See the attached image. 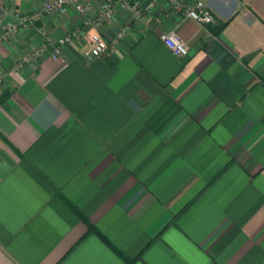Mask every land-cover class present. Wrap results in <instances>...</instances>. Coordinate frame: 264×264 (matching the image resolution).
<instances>
[{"label": "crops", "instance_id": "1", "mask_svg": "<svg viewBox=\"0 0 264 264\" xmlns=\"http://www.w3.org/2000/svg\"><path fill=\"white\" fill-rule=\"evenodd\" d=\"M135 1L143 15L116 9L99 34L127 32L92 61L83 34L10 71L80 29L73 10L0 44V264H264V0H204L206 29Z\"/></svg>", "mask_w": 264, "mask_h": 264}, {"label": "built area", "instance_id": "2", "mask_svg": "<svg viewBox=\"0 0 264 264\" xmlns=\"http://www.w3.org/2000/svg\"><path fill=\"white\" fill-rule=\"evenodd\" d=\"M151 3L162 15L165 13L180 20H190L205 29L216 22L214 14L204 0H151ZM116 9L128 14L133 20H138L143 15V10L135 0H100L96 12H93L92 0H44L39 10L31 13L2 10L0 12V44L19 31L33 26L44 15H63L73 10L82 17L80 29L66 32L54 44L46 40L21 56L11 66L10 71L18 72L24 67L33 66L45 53H48L53 61L59 60L65 47L77 38H82L83 34L87 35L84 58L92 61L102 57L108 50L116 48L127 32V27H123L109 42L99 34ZM8 17H12V21H6ZM89 30L94 32L89 34ZM42 35H46L45 32ZM160 40L173 55L179 57L187 55L185 43L175 33L163 34Z\"/></svg>", "mask_w": 264, "mask_h": 264}, {"label": "trees", "instance_id": "3", "mask_svg": "<svg viewBox=\"0 0 264 264\" xmlns=\"http://www.w3.org/2000/svg\"><path fill=\"white\" fill-rule=\"evenodd\" d=\"M225 24H222L218 27V31H220L223 27H224ZM91 228V227H90ZM91 230H93V228H91ZM94 231V230H93Z\"/></svg>", "mask_w": 264, "mask_h": 264}]
</instances>
